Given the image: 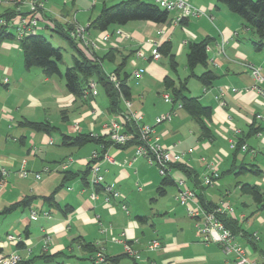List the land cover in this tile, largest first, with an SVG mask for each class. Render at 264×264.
Instances as JSON below:
<instances>
[{"label": "crops", "instance_id": "1", "mask_svg": "<svg viewBox=\"0 0 264 264\" xmlns=\"http://www.w3.org/2000/svg\"><path fill=\"white\" fill-rule=\"evenodd\" d=\"M92 1L91 11L97 6V0ZM101 1L102 5L106 4L105 0ZM188 1L204 14L176 23L180 12L173 11L165 24L131 22L112 29L111 33L122 30L129 35L128 40L113 36L106 43L102 41L103 33L95 31H90V36L99 44L95 51L98 55L111 48L119 52L116 63H111L115 67L121 56L130 55L127 67L131 74L129 110L142 116L140 124L155 128L162 145L185 153L194 149L193 153L185 154L183 164L196 171L199 183L187 179L186 187L206 203L230 206L233 213L227 214L228 217L242 227L235 241L245 249L248 260L264 264V210H258L252 197L240 192V184L249 183L259 186L264 194V98L253 90L256 83L247 67L251 64L260 68L264 77V47L259 51L254 48L256 35L218 0ZM51 13L46 8L41 21L44 25L46 20L58 21L51 16L55 13ZM72 17L82 24L79 14ZM65 23L71 31L73 25ZM205 39H209V60L216 63H208L207 69L215 72L218 78L208 89L195 78L190 79L187 95L199 98L213 110L211 128L215 136L209 140L200 139L198 125L182 108L165 101L164 95L169 93L163 84L167 76L175 81L188 77L189 45ZM165 42L172 45L177 72H173L168 58L160 54L159 59H154L151 55ZM16 45L4 43L1 49L9 57H19ZM138 50L143 51L146 60L137 56ZM34 69L38 68L27 71L9 62L1 65L3 83L7 80L8 88L2 94L0 114L3 121L13 123L11 127L28 131L13 140L25 146L30 137V147L5 148L0 153V166L6 173L0 182V212L26 196H48L61 184L63 172L86 170L93 152L107 154L114 163L101 160L103 185H91L90 177L84 183L81 176L64 184L56 195V203L60 208L71 207L72 211L67 214L37 200L28 209L0 215V232L5 234L3 238L0 236L4 255L16 253L29 264H91V260H86L89 254L82 250L81 244H91L104 250L106 256L115 257L126 254L123 245L112 241L121 238L138 251L139 258L134 261L124 257L119 264H238L234 254H226L217 244L203 242L198 230L201 221L190 218L186 208L176 201L179 190L176 185L175 191L167 190L163 196L158 194L163 178L158 168L145 158L133 161L135 147L111 145L103 152V148L95 144L82 148L61 145L60 133L107 136L105 126L119 114L109 113L108 99L105 104L97 100L99 91L95 97L76 98L55 80L57 77L47 78L41 70ZM136 70L141 72L139 76L133 75ZM205 70L199 66L195 72L200 75ZM26 83H30L31 88L24 92L22 88ZM258 86L264 90V83ZM232 88L238 92H232ZM221 90L225 91L222 98L219 97ZM220 99L226 105L223 106ZM122 109L128 113L123 100ZM171 112V122L156 125L157 117ZM24 119L48 121L59 131L52 135L32 131L19 125ZM56 135L58 140L54 138ZM238 142L246 145L247 150L235 151L231 145ZM212 160L218 162V170L223 176L214 186L206 187L203 176ZM23 162H26V177L20 175ZM241 165H256L262 174L258 176L245 170L236 173ZM36 174L40 175L39 179ZM105 185H113L120 198L106 203ZM123 204L128 213L122 209ZM32 212L37 213V219H32ZM43 213H49L50 217ZM8 235L18 237L25 248L18 250L16 243L8 241ZM46 237L50 238L47 244ZM153 240H159L162 249L150 251L148 246Z\"/></svg>", "mask_w": 264, "mask_h": 264}, {"label": "trees", "instance_id": "2", "mask_svg": "<svg viewBox=\"0 0 264 264\" xmlns=\"http://www.w3.org/2000/svg\"><path fill=\"white\" fill-rule=\"evenodd\" d=\"M219 3L225 5L227 9L239 16L243 21L246 28L253 31L257 37V41L254 42V48L261 50L264 47V0H218ZM16 9H9L0 12V20L5 19L9 22L11 19L17 16ZM43 17V14H42ZM170 20V12L161 9L155 3H149L144 0H121L112 6L104 4L99 13L89 21V31H95L100 33L112 32L113 28L125 26L131 22H153L156 24H165ZM46 28H51L57 32L63 39H65L71 48H73L79 57H73V65L67 68L65 74H62L60 70V64L63 60V55L60 48H55L44 36L36 33L26 35L21 39H17V35L14 34L8 26L0 27V48L4 43H12L16 40L19 42V47L23 54L25 70L30 71L33 68H38L42 71L45 77H59L64 78L67 91L74 95L76 98H83L84 91L90 81H95L99 87L104 91L108 99V111L111 114H122V100H129L131 98V86L130 78L131 74L127 70L130 55L121 56L120 62L116 65L114 73L118 79L119 87L109 81L108 75L104 71L103 63L105 61L109 63H116L119 52L114 48L105 51L103 54L94 55L89 57L78 46V43L71 38L70 30L66 28V24L63 25L58 21L46 20ZM39 29V27H38ZM208 46L209 39H205L198 43H191L189 45V51L186 58L187 67L189 69V75L187 78L179 81H175L172 77L167 76L164 79V88L172 97L174 104H181V108L195 121L199 127L200 139L209 140L215 135L211 128L213 110L211 107L204 105L197 97H191L187 95L189 91V80L195 78L205 88H210L217 80L218 76L212 70H208ZM157 51L164 57L169 59L170 66L173 72H177L178 63L175 59V55L172 53V45L170 42L163 43L157 48ZM203 67L206 70L197 75L195 70L197 67ZM0 87L7 89V84L1 82ZM24 128L31 129L32 131L43 133L46 135H52L59 131L50 122H32L24 119L19 123ZM126 132L135 133L137 130L133 123H126ZM256 131V130H255ZM61 145L73 148H82L88 144H95L102 146L103 152L106 148L113 145L108 136L93 137L91 134H78L75 136L65 135L60 133ZM138 140L134 139L128 142L125 146H117L120 148L136 147ZM242 142H238L235 151H239L242 148ZM172 168L182 173L188 180L199 183L198 174L193 169L188 168L184 164L172 165ZM243 170L251 172L254 175L260 176L262 171L256 165H241L236 170V173H241ZM91 171V163L88 164L86 170L82 173H73L70 171L63 172V178L61 184L53 190L48 196H26L20 201L5 208L0 215H9L18 209H28L32 207L35 201L42 200L50 206L58 209L64 214L72 211L71 207L60 208L56 203V195L65 183L81 176V180L84 183L88 182ZM0 166V182L4 179L6 173ZM223 174L220 173V178ZM219 178V179H220ZM175 183L170 177H163L159 187L158 194L163 196L166 194L168 186H174ZM240 192L252 197L255 204L258 206V210H264V194L257 185L249 183L240 184ZM201 206L207 211L211 212L217 208V205L212 203H206L200 196H198ZM218 219L229 229L235 236L242 232L240 224L228 217L227 214H220ZM82 250L89 254L86 260L92 259L99 249L91 244H81ZM18 250L24 249L25 245L22 241L16 243ZM4 249L0 246V257L4 255ZM45 257V256H43ZM124 257H129L127 254L109 257L106 256V261L109 264H119ZM130 258V257H129ZM132 259V258H131ZM135 261V259H132ZM17 264H29L23 260Z\"/></svg>", "mask_w": 264, "mask_h": 264}, {"label": "built area", "instance_id": "3", "mask_svg": "<svg viewBox=\"0 0 264 264\" xmlns=\"http://www.w3.org/2000/svg\"><path fill=\"white\" fill-rule=\"evenodd\" d=\"M3 0H0V3ZM156 5L161 9L167 10L170 13L173 11H179L180 14L176 20V23L181 22L183 18L190 16H200L204 13L196 8H194L188 0H153ZM22 5L16 8L18 12L17 16L7 22L5 19L0 20L1 26H8L11 29H15L18 39L23 38L26 35L36 33L41 21H43L42 13H40L39 7L35 3H30L27 0L21 2ZM26 6V7H23ZM23 7V8H22ZM24 8L26 10L24 11ZM89 23L85 26L73 24V28L70 32L71 38H73L84 50L85 54L92 58L95 51L99 49V45L93 39H90L87 36L89 34ZM119 36L125 40H128L129 35L123 33L122 30H115L113 33L106 32L102 35V41L108 42L111 37ZM223 52V51H222ZM137 56L146 60V56L143 51L138 50L136 52ZM152 57L154 59L160 58V53L156 50H153ZM209 63H216L213 60H209ZM250 75L255 81L256 85L253 87L261 97L264 98V90L258 86V84L264 83V77L261 75L260 68H257L251 64L247 65ZM140 71L136 70L133 72V75L139 76ZM109 81L112 82L116 88L119 87V82L114 73L108 75ZM7 83V80L4 81ZM208 89V88H206ZM206 92V90H204ZM232 92H238L236 88H232ZM98 94V84L95 81H90L87 89L84 91L83 98L95 97ZM225 95V91L221 90L219 97L222 98ZM164 99L167 102L173 103L172 97L169 94L164 95ZM221 100V99H220ZM126 108H128V113L124 112L119 115L117 118H113L105 126L106 134L109 140L113 143L114 146H125L128 142L137 139L138 145L135 147V155L133 161L137 158H145L150 165H154L158 168L159 174L162 177H170L175 185L178 187V194L176 195V201L183 205L190 218L195 220H200L201 223L198 225V230L203 237V242L206 244H217L226 254H234L236 256L238 264H258L256 262H251L246 257L245 249L239 244H237L236 236L227 229L224 224L218 219L220 214H232L233 209L225 204H220L211 212H207L200 204L198 195L195 191L186 187L187 178L180 173L179 171L172 168V165L183 164V159L186 153H193L194 149L191 148L187 152H181L175 148H168L162 145L159 142V137L156 135L155 128L149 125L140 124L141 115L131 112L129 100L123 99ZM222 105H226L222 101ZM177 108H181V104H174ZM262 118V116H258ZM173 119V112L160 115L156 118V125L163 123L171 122ZM126 123H133L137 130L135 133L126 132L125 125ZM93 137H98L99 135L91 134ZM237 143H232L231 147L236 148ZM102 147V146H101ZM242 150L246 151L247 146L242 145ZM101 160H106L108 162L114 163L112 158L105 153L93 152L90 163V184L93 186L103 185L104 176L101 172L100 162ZM204 160V159H203ZM72 161V160H70ZM26 162H23L20 175L26 177L28 172L25 170ZM218 162L212 160L208 165V172L203 176V186L212 187L220 178V172L218 170ZM47 171V169H46ZM5 173V172H4ZM36 178L39 179L40 175L36 174ZM104 196L105 202L110 203L111 199H119L120 193L115 190L113 185L104 186ZM122 209L128 213V208L125 204L122 205ZM43 216L50 217L49 213H43ZM32 219H37V213L32 212ZM9 242L17 243L19 238L15 235L7 236ZM50 238L46 237V244L49 242ZM112 241L116 244H121L124 246L125 253L132 259H138L139 253L136 251L130 243L121 238H113ZM148 249L150 251H156L162 249V244L159 240H153ZM27 252L30 253L31 249H27ZM91 264H109L106 261V255L104 250H99L92 257ZM22 261V258L16 254H10L0 257V264H17ZM65 264V263H61Z\"/></svg>", "mask_w": 264, "mask_h": 264}, {"label": "rangeland", "instance_id": "4", "mask_svg": "<svg viewBox=\"0 0 264 264\" xmlns=\"http://www.w3.org/2000/svg\"><path fill=\"white\" fill-rule=\"evenodd\" d=\"M22 1H24V0H3L0 3V12L3 13L4 11H7L9 9H14V8L16 9V8H18V6L22 5L21 4ZM27 1H29L30 3H35L39 7L40 13L43 14V18L45 17L46 8L47 9L49 8L50 11H52V13H55V14L51 13L52 14L51 16L53 18H56L63 25L66 24L65 22L72 24V25L73 24L80 25L75 20V17L74 18L72 17L75 13H77V14H79V20L82 23L81 25L85 26L88 24V22L85 23L87 21V19L88 18H94L97 15L98 11L101 10V8L103 6L101 0H97V6L95 7V10H93V11H91V8L93 5L92 0H27ZM119 1L120 0H105V3L108 6H112ZM145 1H149V3L154 4L153 0H145ZM253 1H257V0H253ZM45 4H46V8H45ZM23 7H26V6H23ZM58 15H62L65 18H63L62 16L59 17ZM65 15H68V16H65ZM71 17H72V19H71ZM66 28H68V26H66ZM11 31L14 34H16L15 29H12ZM38 34L44 36L55 48L61 49V52L63 55V60L60 64V70H61L62 74H65L67 68H69L73 65V57H79V54L73 48H71L69 43L65 39H63L57 32L53 31L51 28H46L42 22H40V24H39ZM87 36L90 39H92L90 36V32H89V34L87 33ZM255 38L257 39V37H255ZM17 39H18V37H17ZM18 40L14 41L12 43H15V45L17 44L16 50H18V52L20 54L19 57L16 55L9 57V56L5 55L4 51H2V49L0 48V80H1V82H3L1 65H4L5 62H9L10 64L14 65L15 67H17L19 65V66H21V68L23 67L25 69L23 54H22V51L19 47ZM97 44H98V42H97ZM114 67H115L114 64H111L107 61L104 62V68H105L106 72H112L114 70ZM34 70H40V69H34ZM32 72H35V71H32ZM55 80L59 84H61L62 86H65L64 78L57 77V78H55ZM30 88H31L30 83H26L23 86L22 91L26 92L25 90H28ZM98 91H99V96L97 97V100L101 101L103 104H105V101L107 100V98H106L104 91L99 86H98ZM4 92H6L5 88L0 87V101L4 100V97L2 96V94L4 95ZM2 118H3V116L0 114V153H2L5 150V148H7V149H9V148H17V149L29 148L30 147V144H29L30 137L28 138V141H27L25 146H22L21 143L15 142L13 140V138H19L24 132H28V131L26 129H19V127H11L13 123L11 124V123H8L6 121H3ZM54 138L58 140L57 135L54 136ZM52 147L54 148V146H52ZM55 148H56V146H55ZM24 156L27 157L26 152L24 153ZM243 181H246V179L245 180L243 179ZM175 189L176 188L174 186H168L167 187V190L169 192H173V191H175ZM0 236L3 238L5 236V234L3 232H0ZM127 262L131 263L129 260H127Z\"/></svg>", "mask_w": 264, "mask_h": 264}]
</instances>
